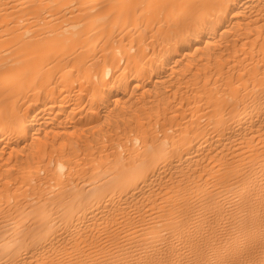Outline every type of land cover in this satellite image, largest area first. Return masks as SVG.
<instances>
[{"label": "bare ground", "instance_id": "bare-ground-1", "mask_svg": "<svg viewBox=\"0 0 264 264\" xmlns=\"http://www.w3.org/2000/svg\"><path fill=\"white\" fill-rule=\"evenodd\" d=\"M0 264H264V0H0Z\"/></svg>", "mask_w": 264, "mask_h": 264}]
</instances>
